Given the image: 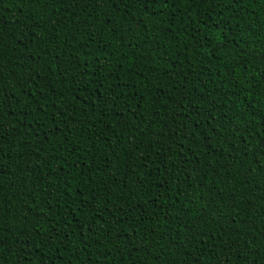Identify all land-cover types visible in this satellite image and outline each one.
<instances>
[{"label": "trees", "instance_id": "obj_1", "mask_svg": "<svg viewBox=\"0 0 264 264\" xmlns=\"http://www.w3.org/2000/svg\"><path fill=\"white\" fill-rule=\"evenodd\" d=\"M0 264H264V0H0Z\"/></svg>", "mask_w": 264, "mask_h": 264}, {"label": "snow or ice", "instance_id": "obj_2", "mask_svg": "<svg viewBox=\"0 0 264 264\" xmlns=\"http://www.w3.org/2000/svg\"><path fill=\"white\" fill-rule=\"evenodd\" d=\"M141 2L144 3L145 0H141ZM147 2H148V3H153V4H154V3L157 2V0H147ZM159 2H160L161 4L167 5V4H169L170 0H159ZM97 6H98V5H97Z\"/></svg>", "mask_w": 264, "mask_h": 264}]
</instances>
